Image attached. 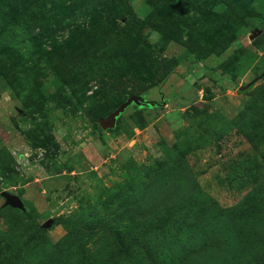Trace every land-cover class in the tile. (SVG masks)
Segmentation results:
<instances>
[{"label": "rangeland", "instance_id": "1", "mask_svg": "<svg viewBox=\"0 0 264 264\" xmlns=\"http://www.w3.org/2000/svg\"><path fill=\"white\" fill-rule=\"evenodd\" d=\"M86 2L0 0V193L24 204L0 195V264H158L109 221L141 223L164 181L200 229L169 264L242 261L226 210L264 187V0Z\"/></svg>", "mask_w": 264, "mask_h": 264}, {"label": "trees", "instance_id": "2", "mask_svg": "<svg viewBox=\"0 0 264 264\" xmlns=\"http://www.w3.org/2000/svg\"><path fill=\"white\" fill-rule=\"evenodd\" d=\"M85 1H87L86 7L89 8L103 0ZM20 18L21 16L18 15L13 19L19 21ZM95 128L101 129L99 124L95 125ZM184 173L185 175L191 176L187 171ZM166 183L164 181L163 187L167 191ZM178 185L180 187L177 190L171 187V190L175 194H177V191L180 192L185 188L184 183H179ZM189 185L194 187V184ZM160 187L162 186H159L156 191L150 192L149 194L159 198L161 203L155 209L150 206L143 207V210L150 209V212L145 211L143 213L141 223L134 221L132 219L133 216H129L127 220L120 221H117L118 218H115L109 221V223L114 224L118 229V238L120 237L119 241L122 247V254L130 257L135 255V258L150 260L151 263L169 264L171 261L169 262L167 255L173 256L171 253L169 254V247L172 245L175 247L181 244V242L190 244L200 229L197 225L193 226L192 222L186 223L189 220L186 209L181 207L173 209L175 203H170L168 196L161 193L165 192V190L158 192ZM251 196L254 198L246 196L240 203L226 210V213L237 221L242 231L241 235L244 238L243 244L245 242L247 243L245 247L246 252H244L242 261L236 262L235 264H264V223H259L256 226L252 225L250 229H247V225L251 223V219L255 213L258 216L264 213V187L262 190L257 191L255 195ZM137 197L138 195L135 194L131 198L133 204L135 202L134 199ZM227 226H229V223Z\"/></svg>", "mask_w": 264, "mask_h": 264}, {"label": "water", "instance_id": "3", "mask_svg": "<svg viewBox=\"0 0 264 264\" xmlns=\"http://www.w3.org/2000/svg\"><path fill=\"white\" fill-rule=\"evenodd\" d=\"M260 31L258 30L257 32L252 34V37L256 36ZM145 102L142 96L140 95H130L126 98L124 102H122L120 105H118L113 111H111L107 116L100 118L98 120V124L101 129L107 130V129H112L114 128L116 124V119L117 117L131 104H137L141 105ZM0 195L5 199L4 206H10L13 208H18L23 210L24 209V204L20 197L16 194H11L7 191H2ZM46 225V223L44 224Z\"/></svg>", "mask_w": 264, "mask_h": 264}]
</instances>
